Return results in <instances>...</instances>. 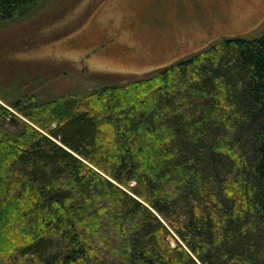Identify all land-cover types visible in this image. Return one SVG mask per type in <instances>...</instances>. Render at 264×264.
Segmentation results:
<instances>
[{
    "label": "trees",
    "instance_id": "1",
    "mask_svg": "<svg viewBox=\"0 0 264 264\" xmlns=\"http://www.w3.org/2000/svg\"><path fill=\"white\" fill-rule=\"evenodd\" d=\"M42 98L0 88V264H264V33Z\"/></svg>",
    "mask_w": 264,
    "mask_h": 264
},
{
    "label": "rangeland",
    "instance_id": "2",
    "mask_svg": "<svg viewBox=\"0 0 264 264\" xmlns=\"http://www.w3.org/2000/svg\"><path fill=\"white\" fill-rule=\"evenodd\" d=\"M263 33L264 0H46L0 25V88L49 99L125 83L225 37ZM12 212L0 250L10 247L9 226L20 231Z\"/></svg>",
    "mask_w": 264,
    "mask_h": 264
}]
</instances>
